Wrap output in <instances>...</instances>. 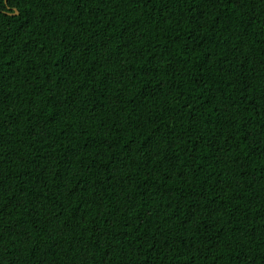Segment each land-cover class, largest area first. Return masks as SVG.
<instances>
[{
  "label": "trees",
  "instance_id": "1",
  "mask_svg": "<svg viewBox=\"0 0 264 264\" xmlns=\"http://www.w3.org/2000/svg\"><path fill=\"white\" fill-rule=\"evenodd\" d=\"M0 264H264V0H0Z\"/></svg>",
  "mask_w": 264,
  "mask_h": 264
},
{
  "label": "water",
  "instance_id": "2",
  "mask_svg": "<svg viewBox=\"0 0 264 264\" xmlns=\"http://www.w3.org/2000/svg\"><path fill=\"white\" fill-rule=\"evenodd\" d=\"M18 14V12L17 11H15V13L13 14V15H17Z\"/></svg>",
  "mask_w": 264,
  "mask_h": 264
}]
</instances>
